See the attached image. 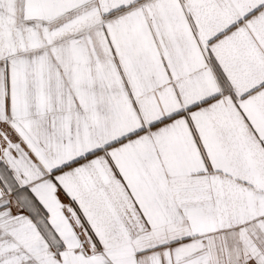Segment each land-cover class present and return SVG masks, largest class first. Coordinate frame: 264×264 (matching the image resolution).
<instances>
[{
	"label": "snow or ice",
	"instance_id": "obj_1",
	"mask_svg": "<svg viewBox=\"0 0 264 264\" xmlns=\"http://www.w3.org/2000/svg\"><path fill=\"white\" fill-rule=\"evenodd\" d=\"M0 264H264V0H0Z\"/></svg>",
	"mask_w": 264,
	"mask_h": 264
}]
</instances>
